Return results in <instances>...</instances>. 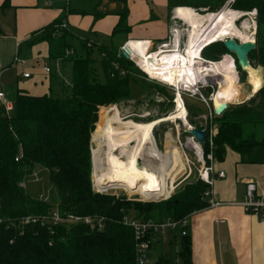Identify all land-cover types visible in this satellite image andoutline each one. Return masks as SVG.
I'll use <instances>...</instances> for the list:
<instances>
[{
  "label": "trees",
  "instance_id": "trees-1",
  "mask_svg": "<svg viewBox=\"0 0 264 264\" xmlns=\"http://www.w3.org/2000/svg\"><path fill=\"white\" fill-rule=\"evenodd\" d=\"M102 1L98 0L91 12L78 13L88 12L95 20L111 13L119 16L110 45L93 41L87 46V38L80 39L72 31L60 28L59 20L53 21L35 38L48 43V61L52 66L48 92L31 95L16 90L9 113L0 105V264H134L133 232L121 222L124 214L144 220H178L208 206L204 196L208 186L200 179L159 202L141 203L93 189L91 134L98 130L104 108L130 98V82L142 76L141 72L138 75L132 71L133 65L138 70L134 62L120 53L125 41H116L127 30L124 23L127 0H107L116 4L113 10L99 9ZM6 4L7 0L2 6ZM233 6L241 10L256 8L258 22L264 21V0H235ZM217 10L207 7L203 14ZM259 24L255 31L256 49L247 58L250 64L256 60L255 65L262 67L263 82L245 101L214 113L213 121L218 127L213 138L214 162H222L229 148L238 154L240 163L264 165V134L259 140L252 134L242 136L243 125L264 123V38H260ZM69 51L73 53L68 56ZM96 52L100 56V72L94 66ZM224 54L231 55L237 76L243 72L245 81V71L220 41L212 42L200 52L203 59L214 62ZM57 61L70 63L68 83L56 73ZM182 100L190 117L205 113L203 104H191L184 96ZM170 101L166 108L171 107ZM201 147L204 155L209 152L207 139ZM37 168L47 172V199L31 197L23 186ZM53 212L61 217L99 219L101 229H97V224L94 227L84 222L53 224L37 219H49ZM25 217L36 220L23 223ZM190 242L189 234L180 237L178 256L182 264H191ZM155 264L174 263L160 256Z\"/></svg>",
  "mask_w": 264,
  "mask_h": 264
},
{
  "label": "crops",
  "instance_id": "crops-1",
  "mask_svg": "<svg viewBox=\"0 0 264 264\" xmlns=\"http://www.w3.org/2000/svg\"><path fill=\"white\" fill-rule=\"evenodd\" d=\"M4 1L0 0V85L6 97L7 88L31 95L48 92L49 74L43 69L49 62L48 43L35 40L48 24L59 20L78 38V34L87 33L97 39L96 44L110 45L111 33L120 21L119 16L112 13L96 20L88 12L78 13L91 11L98 0L90 6H83L81 0H7L2 6ZM225 1L127 0L124 18L127 30L116 41L149 40L150 44H157L170 33L174 23L178 25V34L179 24L185 25L174 14L177 8H190L199 13L207 7L220 9ZM115 7V3L103 0L99 9ZM185 26L183 37L186 39L188 26ZM84 38L93 41L84 35L80 39ZM104 39L107 44L99 43ZM23 73H28V77ZM237 91L241 101L252 96L251 87L243 93ZM224 157L222 162H214L215 169L225 173L212 186V198L220 204L189 215L191 264H264V216L248 214L236 204L243 200L248 180L255 181L264 193V165L240 163L238 154L229 148ZM177 240L180 243L178 235H167L156 242L150 249V264L167 253L162 251V243L172 248L176 247ZM173 263L182 264L180 258Z\"/></svg>",
  "mask_w": 264,
  "mask_h": 264
},
{
  "label": "bare ground",
  "instance_id": "bare-ground-1",
  "mask_svg": "<svg viewBox=\"0 0 264 264\" xmlns=\"http://www.w3.org/2000/svg\"><path fill=\"white\" fill-rule=\"evenodd\" d=\"M174 14L188 26L183 51L172 50L173 52L164 53L165 50H160L148 55L150 52L147 51V47L150 42L133 39L126 43V47L134 63L147 75L149 73L151 77H158L161 82L175 87L178 95L176 100L174 99L175 108L169 114L151 121L123 119L117 107L113 105L106 109L101 128L96 133L98 138L96 136L92 138L96 146L100 147L93 153L94 182L103 190L106 189L103 185L112 183L114 179H117L115 182H119L114 188L139 186L141 184H137V181L142 180L137 178L143 176L147 179L151 178L150 184H154L151 187H144L145 191L160 188L162 198L171 194L175 177L184 169L182 154L169 141L167 143L169 149L162 155L154 145L152 137L154 128L164 121L179 120L187 130L191 129L187 122L182 97L180 98L181 89L185 87L193 89L198 83L202 81L206 83L207 79L215 77L219 81H216L218 89L211 96L214 107L220 108V105L239 101L238 76L233 58L229 54H224L220 60L210 62L202 60L200 51L204 44L223 40L226 37L237 38L241 42L253 41L250 32L254 28L249 17L240 25H236L238 15L252 14L225 8L216 13L201 14L185 7L177 8ZM254 31L256 29L253 30V34ZM176 32L175 42L179 40L178 30ZM247 69L248 82L253 95L261 87V77L256 69ZM192 141L191 149L200 151L199 145ZM101 147L104 149L101 150Z\"/></svg>",
  "mask_w": 264,
  "mask_h": 264
},
{
  "label": "rangeland",
  "instance_id": "rangeland-1",
  "mask_svg": "<svg viewBox=\"0 0 264 264\" xmlns=\"http://www.w3.org/2000/svg\"><path fill=\"white\" fill-rule=\"evenodd\" d=\"M92 2H95V0L94 1L93 0H81L80 3L83 6H90V4H92ZM65 4H67V2H65ZM233 4H234V2L231 3L229 8L230 9H237L236 7L234 8ZM95 7H96V4L91 10H93ZM220 9H218L217 11H219ZM253 10L255 11L254 17H252V16L251 17H252V20L254 22L255 29H257V24L260 22V24H259V26L261 27L260 28V38L262 39V38H264V21L261 20L258 22L259 19H258V14H257L256 8H251L249 10H242V11L250 12ZM204 11H207V10H203L199 13H204ZM247 18H248L247 16L241 17L237 21L236 25H240V23L243 20H247ZM251 24H253V23H251ZM185 25L179 24V30H180L179 36H180L181 41H182L181 47L185 46L184 45L185 37H183L184 36V30L186 27ZM78 35L80 36V38L84 35L93 41L97 40V39H92L90 37V35H88L87 33H85L83 35L82 34H78ZM254 36H255V32H254ZM172 38H173L172 35L169 33L161 42L169 43L167 48H172L173 47V44H172L173 39ZM107 42L108 41L106 39H104L103 41H99V43H102V44H107ZM77 47H78V45H77ZM72 53L73 52L69 51L66 55L69 56ZM93 59L95 61L94 66H95L96 70L98 72H100L99 63H98L100 56L98 55L97 52L93 54ZM252 62L253 63H251V64H253V67L261 75V68H259V66L255 65L256 60H252ZM31 65H32V63H31ZM33 66H34V68H36L35 64ZM47 66L51 70L50 72H48V74H50L52 72L51 63L48 62ZM54 67H55L56 73L59 75V78L60 77L63 78L64 83H68L69 75H70V63L66 62V61H63V62L57 61L54 65ZM132 71H135V73L138 75H140V72H141L139 69L136 72V68L134 65L132 67ZM241 73H242V75H239V73H238V77L240 76L241 81H238V79H237V82H238L237 90L239 89L241 91V93H243L244 90L250 89V84L248 82V73L245 71V73H246L245 81H243L244 80L243 72H241ZM148 76L152 79H156V80L161 82V80L158 77H151L149 75V73H148ZM262 79H263V76L261 78V81L263 82ZM206 81H207V86H204V88L202 89L205 97H207L209 95V89L208 88H210L213 92H216V90L218 89L216 81H219V80L216 79L215 77H212L210 79H207ZM162 83H164V82H162ZM162 83H159V82L154 81V80H152V81L143 80L140 76H138L137 79L130 82L129 92H130L131 97L130 98H123V99L119 100L117 102V104H113V106L117 107L118 113L120 114V117L123 119L129 118V119H132L134 121H151V120H154L157 118H161L164 115H167L174 110V108H175L174 103H175V100L178 96L177 94L174 96V91L171 88V86H173L172 84H169L171 86H168V85H166V83L165 84H162ZM158 90L160 92H162V94H159ZM149 91H152L153 95L151 97L147 98L146 93H148ZM14 93L15 92L11 88H7V95L8 96L6 97V99L11 102L13 99ZM182 96L187 98L189 103H191V104H194V103L203 104L204 108H206L205 113L202 115L190 117L187 114L186 118H187L188 125L191 128L194 127V125H199L200 127H206L208 129L209 119H208V108H207V106L203 102H201L199 99H197V97H189L188 95H186V93H185V95L182 94ZM170 97H172L171 98L172 105L170 108H166L168 102L170 101ZM180 98H181V96H180ZM181 100H182V98H181ZM238 100H239L238 102L228 103L226 106L228 107V106H232L234 104H238V103L242 102L241 97H239ZM162 101H164V103H162ZM171 101H170V103H171ZM209 105L211 108H213L212 103H209ZM110 106L111 105H108L104 108L102 116H101L99 128L96 132L91 134V138H90L91 139L90 140V149H91L90 151H91V164H92L91 182H92V187L95 191H100L102 193L111 194V195H115V196H124L131 201H138L141 203L159 202L162 200L170 199L172 196L175 195V193L181 191L185 185L195 181L196 179H199L198 178V170H199L201 164H200V161H198V159L195 155V152L200 153V151H196V150L191 149L190 144H191L192 140H190V138L187 139V137H189V135L186 132L187 129L182 124V122L179 120H177L176 122L164 121L154 128L153 137H152L153 143L156 146V148L160 151V153L162 155H164L166 150L169 149L167 147V143L169 141H171L172 145L176 146V148L182 154L181 160H182V163L184 165V169L175 177L174 183H173L174 189L172 190L171 194H169L168 197L162 198L160 188L145 191L143 189L144 187H151L154 184L153 185L150 184L151 178L147 179V177L144 178L143 176L137 178L139 180H142V181H137V184H141L139 186L130 185L129 188H126V187L125 188H122V187L114 188L116 185L119 184V182H115L117 179H114V180L111 179L112 183H108V184L103 185V187H106V189L103 190L102 188L97 187L95 182H94L95 178L93 176L94 175L93 153L96 150V148L99 149L100 147L98 148V146H96V143L92 140V138H94L95 136H96V138H98L96 133L100 130L104 114L107 111L106 109L110 108ZM213 116H214V114H212V117H211V124H212V128L216 131L215 132V136H216L217 132H218V127H217L215 121H213ZM190 120H192V122H190ZM251 134L253 135V137L255 139L259 140L262 137V135L264 134V123L243 125L242 136L246 137V136H249ZM193 143H196V142H193ZM103 149L104 148L101 147V150H103ZM224 159H225V157H224ZM130 179L134 180V178L133 179L130 178ZM128 184H134V183L128 182ZM23 186L31 197L40 198V199H47L48 188H49L48 187L47 172L45 170H40L37 168L34 171V174L28 176L24 180ZM179 246H180V243L178 240L176 243V247H172V248L167 246V244L165 242L162 243V251L167 252L166 254H164V257L171 258V260H173V262L176 259H177V261H179L178 253H177Z\"/></svg>",
  "mask_w": 264,
  "mask_h": 264
},
{
  "label": "built area",
  "instance_id": "built-area-1",
  "mask_svg": "<svg viewBox=\"0 0 264 264\" xmlns=\"http://www.w3.org/2000/svg\"><path fill=\"white\" fill-rule=\"evenodd\" d=\"M233 2H234V0H226L225 4L223 5V7L221 9H223V8L230 9L229 7H230L231 3H233ZM233 10H238L240 12L249 13V14L251 13L252 15H247V14L238 15L236 22L241 17L247 16L251 19V23H253L252 27L255 29V25H254V22L252 20V17H254V13H255L254 10L250 11V12H245V11H242L240 9H233ZM216 12H218V11H215V13ZM65 26H66L65 23H61L59 25L60 28H65ZM177 28H178V25L176 23H174V26L171 27L170 34L173 37L172 38L173 39V41H172L173 47L172 48H167V46L169 45V43H167V42H160L157 44H149V46L147 47V51H149L150 53H148V55L151 53H154V52H158L160 50H163V51L165 50L164 53L173 52L172 50L183 51L184 47L183 46L181 47L182 41H181L180 36H179V40L175 42V33H177L176 32ZM253 30L250 32V34H252V40L254 41L255 36L252 33ZM235 39H237V38H235ZM143 41H145V40H143ZM237 41H240V40L237 39ZM92 42L93 41H88L87 46H90ZM127 42L128 41L123 43V45L120 47V53H121V50L125 49L124 47L126 46ZM148 42H150V41L148 40ZM175 43H177V44H175ZM209 44H211V43H209ZM209 44H204L203 46H201V48L203 49L204 47L208 46ZM128 52H127L128 59H130L132 62H134ZM202 60H203V58H202ZM206 61H209V60H206ZM210 62H214V61H210ZM116 67L117 66L115 65V68ZM136 67L141 71L142 76H140V77L143 78L144 80H147V81L154 80V81H157L159 83H162L158 80L150 78L137 65H136ZM43 69L46 73L50 72V68L47 65H44ZM23 76L28 77V73H23ZM237 79H238V77H237ZM162 84H165V83H162ZM166 85H168V84H166ZM168 86H171V85H168ZM204 86H207V82L206 83L200 82L193 89H189L188 87L181 89L180 94H181V97H183L182 94L185 95V93L189 97H197V99H199L201 102H203L208 108V119H209L208 129L206 127H200V129L205 130V140L207 139V143L209 146V152L204 155L201 144L194 137H192L190 135L189 136L192 140H194L199 145V148H200V152H201L200 155H198L195 151L194 152H195V155H196L198 161H200V164H201V166L198 170V178L208 186V189L204 192V196L206 197L207 202H208L207 207H216L220 203L214 201V199L212 198V186H213L214 181L216 179L223 178L225 176V173L223 170H216L215 169L214 159H213V155H212L213 138L215 137L216 131L212 128V124H211V117H212V114H214V105H213V108H211L209 103L213 104L211 96L215 92H213L211 90L209 95L207 97H205L203 94V91H202ZM171 88L174 91V96H175L177 93V90L175 89L174 86H171ZM0 105L4 108V111L6 113H9L12 110V103L6 99L5 93H4L1 85H0ZM186 115H187V112H186ZM206 129H207V131H206ZM97 192H100V191H97ZM236 204L239 205L248 214H252V215H256V216H264V193L259 190L257 183L253 180H248L245 182L244 198L242 201H240ZM37 219L42 221V222H45V221L47 222L49 220L53 224H56L57 222H62V221L76 222V223L77 222H84L85 224L89 225L90 227H94L95 224H97V229H101V221L99 219H95V218L90 217V216L69 215L66 217H61L57 214V212H53L49 219H47L45 217H39ZM35 220H36V218L25 217L22 219V222L27 223L29 221L33 222ZM1 222H2V219L0 218V223ZM121 222L125 226L132 229V232H133L134 247H135L134 264H150V262H149L150 249L156 242H158L162 238L166 237L167 235H178L179 237L186 236L188 234V230H189V215H187L181 219H178V220H175L172 218H165V219H162L160 221H156V220H152V219L144 220V219L137 218L133 215L124 214L121 217Z\"/></svg>",
  "mask_w": 264,
  "mask_h": 264
},
{
  "label": "water",
  "instance_id": "water-1",
  "mask_svg": "<svg viewBox=\"0 0 264 264\" xmlns=\"http://www.w3.org/2000/svg\"><path fill=\"white\" fill-rule=\"evenodd\" d=\"M222 44L223 47L225 48V50L230 53L233 54L237 64L239 65V67L243 70L246 71L248 73V69L247 68H251V69H255L248 61L247 55L250 51L256 49V41L254 38V41H237V39L232 38V37H226L223 40H219ZM124 50H121V55L124 58H128V49L125 46ZM259 68H261V76H263V70L262 67L259 66ZM263 80V79H262ZM262 85V84H261ZM153 95L152 91H149L148 93H146V97H151ZM221 107H214V113L218 114L220 112H222L227 106L226 104L220 105ZM187 134L194 137L200 144L204 143L205 141V130L200 129V128H196V127H192L191 129H188ZM138 165L140 166V162L138 163Z\"/></svg>",
  "mask_w": 264,
  "mask_h": 264
}]
</instances>
